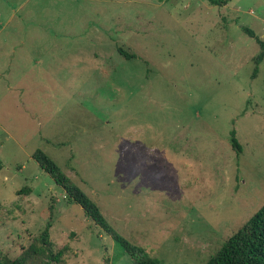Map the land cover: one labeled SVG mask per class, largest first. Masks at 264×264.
I'll list each match as a JSON object with an SVG mask.
<instances>
[{
	"label": "rangeland",
	"instance_id": "rangeland-1",
	"mask_svg": "<svg viewBox=\"0 0 264 264\" xmlns=\"http://www.w3.org/2000/svg\"><path fill=\"white\" fill-rule=\"evenodd\" d=\"M242 27L264 44V0H0L1 259L49 223L61 264H134L39 148L161 264H204L264 204V55Z\"/></svg>",
	"mask_w": 264,
	"mask_h": 264
},
{
	"label": "trees",
	"instance_id": "trees-1",
	"mask_svg": "<svg viewBox=\"0 0 264 264\" xmlns=\"http://www.w3.org/2000/svg\"><path fill=\"white\" fill-rule=\"evenodd\" d=\"M209 1L212 4L223 5L227 0ZM242 30L253 37L256 43L260 45L262 50L256 57V62H259L264 55L263 42L251 29L242 27ZM116 50L126 59L134 56L120 46ZM231 146L236 152H241L242 150L233 131L231 132ZM31 158L57 185L62 187L69 200L79 204L85 214L95 224L119 243L124 252L132 257L134 264H161L156 256L151 255L144 246L120 235L106 221L98 204L46 152L37 148L32 152ZM1 167L2 162L0 159ZM49 226L50 224L47 223L40 231L39 240L30 242L16 258L3 261L0 257V264H61L69 246L64 245L56 249L49 237ZM204 264H264V204L241 224L236 231L230 234Z\"/></svg>",
	"mask_w": 264,
	"mask_h": 264
}]
</instances>
